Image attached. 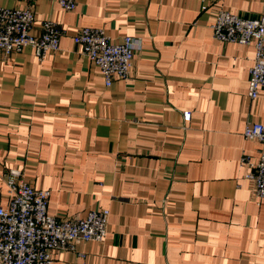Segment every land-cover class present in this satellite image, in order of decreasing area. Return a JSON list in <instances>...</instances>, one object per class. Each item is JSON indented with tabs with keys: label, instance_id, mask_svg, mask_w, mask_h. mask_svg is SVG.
<instances>
[{
	"label": "crops",
	"instance_id": "1",
	"mask_svg": "<svg viewBox=\"0 0 264 264\" xmlns=\"http://www.w3.org/2000/svg\"><path fill=\"white\" fill-rule=\"evenodd\" d=\"M77 2L0 0L31 5L35 35L45 19L63 30L43 60L0 50V206L15 168L50 190L57 218L110 210L103 242L58 251L54 264H264V201L241 162L262 148L243 136L264 124V88L248 95L256 50L211 28L219 9L254 18L264 0ZM84 26L142 39L129 78L106 86L74 42Z\"/></svg>",
	"mask_w": 264,
	"mask_h": 264
},
{
	"label": "built area",
	"instance_id": "2",
	"mask_svg": "<svg viewBox=\"0 0 264 264\" xmlns=\"http://www.w3.org/2000/svg\"><path fill=\"white\" fill-rule=\"evenodd\" d=\"M31 1V0H30ZM66 11L77 7V0H55ZM36 15L31 5L6 7L0 4V50L5 55L31 48L39 60L59 50L63 30L51 20L42 22L40 35L33 34ZM214 37L221 42L253 44L256 50L250 69L248 95L257 99L264 88V3L258 17L249 18L223 8L211 24ZM84 54L101 71L106 86L116 78L127 79L134 68L135 56L142 49V39L125 35L112 38L104 29L84 26L74 36ZM190 120L191 113L185 112ZM243 136L262 144L259 158L252 160L244 154L242 164L249 171L246 178L254 184V195L259 204L264 201V124L248 123ZM9 197L0 206V264H54L58 251L74 248L84 242H103L108 233L110 210H93L85 217L57 218L48 213L50 190L37 189L24 179L19 169L7 175ZM84 257V254H81Z\"/></svg>",
	"mask_w": 264,
	"mask_h": 264
}]
</instances>
